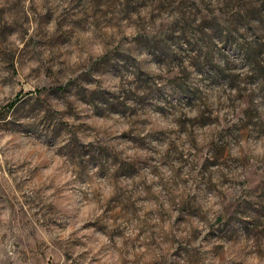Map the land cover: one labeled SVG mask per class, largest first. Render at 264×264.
I'll return each mask as SVG.
<instances>
[{
	"label": "rangeland",
	"instance_id": "rangeland-1",
	"mask_svg": "<svg viewBox=\"0 0 264 264\" xmlns=\"http://www.w3.org/2000/svg\"><path fill=\"white\" fill-rule=\"evenodd\" d=\"M256 46L264 0H0V264H264Z\"/></svg>",
	"mask_w": 264,
	"mask_h": 264
},
{
	"label": "trees",
	"instance_id": "trees-1",
	"mask_svg": "<svg viewBox=\"0 0 264 264\" xmlns=\"http://www.w3.org/2000/svg\"><path fill=\"white\" fill-rule=\"evenodd\" d=\"M246 12V10H244ZM243 12V13H244ZM243 16V15H242ZM251 14L244 15V17H250ZM229 38H231V35L233 34L232 30H229ZM264 47L262 46H256L254 52H247L246 56L248 59V62L250 63V66L253 68L255 72H258L260 75L263 76L264 81Z\"/></svg>",
	"mask_w": 264,
	"mask_h": 264
}]
</instances>
